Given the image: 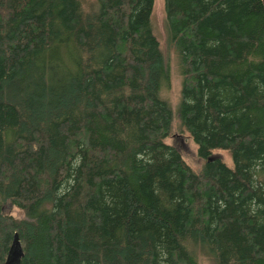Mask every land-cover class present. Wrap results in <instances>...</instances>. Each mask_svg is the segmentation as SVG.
<instances>
[{
  "label": "trees",
  "instance_id": "obj_1",
  "mask_svg": "<svg viewBox=\"0 0 264 264\" xmlns=\"http://www.w3.org/2000/svg\"><path fill=\"white\" fill-rule=\"evenodd\" d=\"M152 7L0 0V264H264L261 0H162L198 171Z\"/></svg>",
  "mask_w": 264,
  "mask_h": 264
},
{
  "label": "rangeland",
  "instance_id": "obj_2",
  "mask_svg": "<svg viewBox=\"0 0 264 264\" xmlns=\"http://www.w3.org/2000/svg\"><path fill=\"white\" fill-rule=\"evenodd\" d=\"M93 3L94 0H80L81 7L85 11L90 10L93 7ZM163 21L162 0H153L151 26L158 39L169 74V85L167 88L162 87L159 91V95L169 103L173 114L170 133L163 141L172 145L192 170L198 171L202 164V159L197 156L196 146L188 134L179 130V121L175 113V108L179 99L180 75L177 70L176 55L174 51L166 45ZM212 154L217 155L227 165H231V161L225 151L214 150ZM0 210L2 213L8 214L14 218L24 217L23 211L11 205L9 202L1 204ZM194 255L199 264H213V261L197 248L194 249Z\"/></svg>",
  "mask_w": 264,
  "mask_h": 264
},
{
  "label": "water",
  "instance_id": "obj_3",
  "mask_svg": "<svg viewBox=\"0 0 264 264\" xmlns=\"http://www.w3.org/2000/svg\"><path fill=\"white\" fill-rule=\"evenodd\" d=\"M261 4H262V6H263V8H264V0H261Z\"/></svg>",
  "mask_w": 264,
  "mask_h": 264
}]
</instances>
